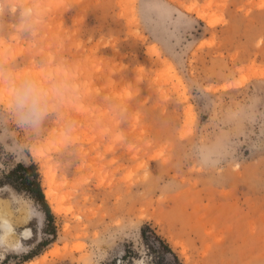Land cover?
<instances>
[{
  "label": "rangeland",
  "instance_id": "obj_1",
  "mask_svg": "<svg viewBox=\"0 0 264 264\" xmlns=\"http://www.w3.org/2000/svg\"><path fill=\"white\" fill-rule=\"evenodd\" d=\"M0 92V264H264V0H0Z\"/></svg>",
  "mask_w": 264,
  "mask_h": 264
},
{
  "label": "trees",
  "instance_id": "obj_2",
  "mask_svg": "<svg viewBox=\"0 0 264 264\" xmlns=\"http://www.w3.org/2000/svg\"><path fill=\"white\" fill-rule=\"evenodd\" d=\"M35 170H36L35 165H30V166L18 165L15 169L10 171L8 176L6 177V179H8L7 181H12L13 183V180L10 179H12V177H14L18 171H22L23 174H21V176H17L14 178L15 183H17L16 184L17 188L13 186L11 182H7V183L11 184L16 189L21 188L24 189L26 192H28L31 195L32 199L41 206V209L44 212L47 219H52L48 207L46 206L43 200L40 184L37 181L38 174L35 173ZM141 235L143 240H146L148 238L144 231H142ZM150 235L152 236L153 240L159 242V247H162L164 249L166 248V246H164V244H162V242L153 233H150Z\"/></svg>",
  "mask_w": 264,
  "mask_h": 264
},
{
  "label": "clouds",
  "instance_id": "obj_3",
  "mask_svg": "<svg viewBox=\"0 0 264 264\" xmlns=\"http://www.w3.org/2000/svg\"><path fill=\"white\" fill-rule=\"evenodd\" d=\"M42 9L43 5H39L37 7H26L24 9V15L30 18L34 25H38L42 20ZM34 87L28 82H22L17 89V106L21 110H23L27 104L33 100L34 98Z\"/></svg>",
  "mask_w": 264,
  "mask_h": 264
},
{
  "label": "bare ground",
  "instance_id": "obj_4",
  "mask_svg": "<svg viewBox=\"0 0 264 264\" xmlns=\"http://www.w3.org/2000/svg\"><path fill=\"white\" fill-rule=\"evenodd\" d=\"M210 26V25H209ZM213 26V25H212ZM242 79V77H241ZM243 82V81H242ZM243 84V83H242ZM3 99V96H2V93L0 92V101H2ZM50 173V172H49ZM46 181V191L44 192L45 193V197H46V200H53L54 198V188L52 187V181L47 177V180L45 179ZM54 189V190H53ZM52 202V201H51Z\"/></svg>",
  "mask_w": 264,
  "mask_h": 264
}]
</instances>
